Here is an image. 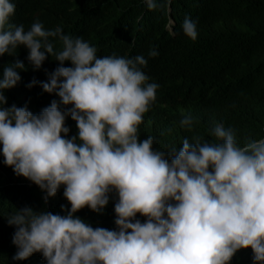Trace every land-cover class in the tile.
<instances>
[{
    "label": "clouds",
    "instance_id": "1",
    "mask_svg": "<svg viewBox=\"0 0 264 264\" xmlns=\"http://www.w3.org/2000/svg\"><path fill=\"white\" fill-rule=\"evenodd\" d=\"M144 2L167 14V28L173 12L185 15L177 0ZM15 9L12 0H0V57L25 52L0 71V170L44 191L46 206H18L2 218L11 261L264 264V138L241 145L233 128L213 124L212 142L185 138L168 153L154 150L153 136L139 138L159 88L142 71L147 59L39 20L26 31L9 23ZM182 29L197 38L196 21L186 17ZM29 70L41 74L29 88L39 83L60 98L39 114L8 97ZM66 117L78 129L71 138ZM182 117L180 126L191 131L197 118ZM62 185L70 208L50 207L48 197ZM113 192L114 224L91 213L106 207Z\"/></svg>",
    "mask_w": 264,
    "mask_h": 264
},
{
    "label": "trees",
    "instance_id": "2",
    "mask_svg": "<svg viewBox=\"0 0 264 264\" xmlns=\"http://www.w3.org/2000/svg\"><path fill=\"white\" fill-rule=\"evenodd\" d=\"M177 1L185 15L173 12L176 21L171 28H167V14L158 8L149 10L144 0H12L16 9L9 23L23 24L27 31L39 20L44 28L61 26L111 43L132 57L143 55L148 63L142 71L150 78L148 82L157 83L159 88L155 102L143 116L139 138L153 136L154 150L168 153L173 146L182 147L185 138L191 141L202 137L212 142L215 138L209 129L213 124L233 128L241 145L248 138H264V0ZM186 17L197 22L195 40L183 32ZM101 48L110 51L111 45ZM150 49L159 54L150 57ZM24 58L25 52L19 49L16 56L0 57V71L7 63ZM40 78L38 72H25L22 84L8 97L22 100L20 107H27L33 114H39L53 100L59 102L57 95L45 92L39 83L29 88ZM60 107L65 109L62 104ZM187 113L197 118L191 131L179 123ZM65 126L70 129L66 138L77 135L75 121L66 117ZM63 191L62 185L55 196L48 197L50 207L70 208ZM40 193L15 183L0 170V264H14L2 218L18 206L45 207ZM109 197V203L99 212L90 210L95 218H106L114 224L118 197L115 192ZM59 209L66 214L62 207ZM136 219L144 222L146 217L137 213Z\"/></svg>",
    "mask_w": 264,
    "mask_h": 264
},
{
    "label": "bare ground",
    "instance_id": "3",
    "mask_svg": "<svg viewBox=\"0 0 264 264\" xmlns=\"http://www.w3.org/2000/svg\"><path fill=\"white\" fill-rule=\"evenodd\" d=\"M213 61V60H212ZM211 62V61H210ZM216 62V61H215ZM217 62H219V61H217ZM226 81H228V80H226V79H224V82H226ZM177 131V130H176Z\"/></svg>",
    "mask_w": 264,
    "mask_h": 264
}]
</instances>
